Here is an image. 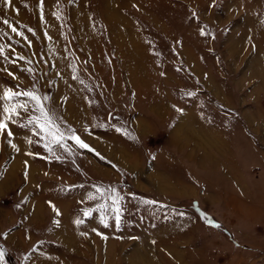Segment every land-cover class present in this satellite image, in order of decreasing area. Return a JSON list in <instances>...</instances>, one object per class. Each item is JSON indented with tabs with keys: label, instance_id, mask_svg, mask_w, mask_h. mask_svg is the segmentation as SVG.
Wrapping results in <instances>:
<instances>
[{
	"label": "rangeland",
	"instance_id": "374dc122",
	"mask_svg": "<svg viewBox=\"0 0 264 264\" xmlns=\"http://www.w3.org/2000/svg\"><path fill=\"white\" fill-rule=\"evenodd\" d=\"M3 20L23 36L0 22L3 54L15 61L0 56V69L17 77L0 71V95L6 88L34 92L65 134L68 151L55 145L54 155L46 151L39 128L20 126L39 115L34 102L13 101L28 111L9 124L11 138L0 136V181L9 168L0 211L16 221L0 230V264H264V0H43L42 6L0 0ZM136 87L148 89L150 102L168 94L161 125L170 131L174 120L189 118L203 136L228 138L232 172L219 170L210 184L195 186L179 165L199 170L191 152L163 149L169 138L171 147L186 145L167 129L149 139L152 153L140 150L142 171L115 165L91 140L121 123L131 133L129 118L140 113L129 105ZM69 130L92 150L68 139ZM21 153L41 165L31 177L54 199L71 200L67 209L55 207L60 215L37 208L38 239L24 251L18 230L37 210L20 207L19 194L28 188L17 169ZM57 157L72 166L68 175L48 174L60 164ZM161 158L178 168L168 171ZM61 229L73 236L68 245L56 236Z\"/></svg>",
	"mask_w": 264,
	"mask_h": 264
},
{
	"label": "crops",
	"instance_id": "0c3cea01",
	"mask_svg": "<svg viewBox=\"0 0 264 264\" xmlns=\"http://www.w3.org/2000/svg\"><path fill=\"white\" fill-rule=\"evenodd\" d=\"M141 75H143V73ZM143 78L145 79V77ZM147 90L148 89H146L145 87H136V89H134V93H135L134 95L136 96V101L133 102V105L132 103L129 102L130 109L134 108V110H138L140 112L136 118H133L134 116L132 118L131 117L129 118L131 133L123 129V126H125L126 124L124 125L122 123L120 125V130L114 131V130L106 129L98 136V138H96L95 141L94 139L91 140L97 149H99L101 152L104 151L105 153L108 154V156L111 159L113 158V160H116L117 163L115 165H117L120 168L122 167L125 169L134 168L136 170L140 169L142 171L143 163L140 161L141 159L140 157L142 156L141 152L145 156L147 155L148 152L152 153L154 147L149 143L150 141L149 139L151 138V136H155L159 132L162 133L164 132V130L167 129L166 131L170 132L172 136L175 135L174 138H176V136L178 138L179 136V139H181L180 137L182 136V138L186 140L185 143L186 145L183 144L185 146L183 148H179L174 145L173 147H171L169 144L170 143L169 142L170 138H169L168 139L169 141L164 144L163 149L165 151H168L167 153L171 155H177L178 153H180L178 152L179 149H182L181 151L191 152L192 154L191 158H193L195 161V169H199V170L190 171V169L186 166V164H182V163L181 164L178 163V164L181 167H183L186 175L188 172L189 174L194 176L193 180L188 179V181L194 183L195 186L198 184H199L198 186H203V184H208L209 181L210 184L212 181V176L218 174L219 170H222L224 174H229L232 172L231 170H233L234 165L231 159V155L233 153L235 154L234 152L235 150L233 146H231L230 140L228 138L221 137L220 138L221 140H219V138L216 136H211V135L203 136L201 130H197L193 121L191 119L190 120L192 122L189 121V118L187 119L182 118V120H178L179 122H176L177 120H174L172 123L173 125L176 123V125L174 126L173 130L170 131L171 127L169 126L166 127V125L165 126L161 125L162 119L164 118L165 108L168 107L170 104L168 94L165 91L167 95L165 101L163 99L160 101L157 100L156 102H150L149 100L150 94H147L148 93ZM161 90L158 91L157 96H162ZM116 126L114 125V128H116ZM179 129H181L182 132ZM187 145L190 147H188ZM228 149L231 152H229ZM21 155H22V160H20L19 163L17 164V169L20 174L21 173L24 174L25 176L24 178L27 177L26 179L28 180V188H24L19 194L20 207L24 209H26V207H29L30 209H32V207L34 206V210L35 209L37 210V214L33 215V213H31L32 220L26 221L25 223H27V225L24 223L25 226L20 227L18 230V234H17L18 240L16 244L18 246L19 251L22 250L24 251L25 248L28 245L30 246L31 243L35 244L36 241L30 243L32 238L35 240L38 239V231L36 227H34L36 223L35 218L37 216L38 217L40 216L38 209L45 207L52 208L53 205L55 207H64L67 209L68 207L71 206L70 203L71 200L69 198L67 199V201L64 199L63 200L54 199V197L51 195L52 193L51 190L47 186L46 187L43 186L42 182L39 183L37 179L34 180L35 178L34 176L33 178L31 177L32 172L42 170L40 168L41 165H37L35 158L29 157L25 153L23 154L21 153ZM59 159H60L59 162L60 164L55 163V165H57L58 167L56 166L57 168H55L51 166L50 168H48L47 170L48 174L51 175L53 174L58 176V173L61 172L68 175L70 171L73 170L71 168L72 166L68 164V161H66V159L63 158H59ZM144 160L146 161L144 164L145 166L147 165V160L146 158ZM161 162H163V164L165 165L168 171L170 166L171 168L174 169L178 168L177 167L178 164L173 163L172 165H170L168 161L165 162L163 159L161 160ZM60 165L62 166L66 165V166L61 167ZM202 168L206 169V172H204L203 174H202L203 171H200V169L202 170ZM82 172L83 175L84 173L85 175L86 174L90 175L89 169L86 170L82 168ZM8 173H9V168L7 169L5 175L0 181V186H1L0 190L2 192L5 191L4 189L8 188L9 186L8 185L9 178H7ZM133 175L135 174L132 173V176ZM201 175H206V177L209 176L210 179L209 178H208L209 180L207 178L203 179ZM67 181L68 180L65 179L63 183L67 184ZM26 196H31L32 199L30 198L31 200L27 201ZM56 201H59V204L56 203ZM0 214H1L0 217H2V219H0V230L2 232H4V230L7 229L9 230L11 226L15 225L16 221L7 218L9 216L8 215L9 213L6 214V211L2 209L0 211ZM20 222L21 220L19 219L17 222L18 226ZM69 235H70V239L73 238L72 234ZM56 236L60 239V241L62 240V238L58 235V233L56 234ZM6 239L8 242L10 240V237H6ZM67 241L64 244L68 245Z\"/></svg>",
	"mask_w": 264,
	"mask_h": 264
},
{
	"label": "snow or ice",
	"instance_id": "6c2138e0",
	"mask_svg": "<svg viewBox=\"0 0 264 264\" xmlns=\"http://www.w3.org/2000/svg\"><path fill=\"white\" fill-rule=\"evenodd\" d=\"M5 2L9 3L10 0H5ZM42 5H43V0H41V6ZM0 22L4 23L5 25H9V22L7 20H3ZM262 23H264V21H262ZM9 27H11V31L13 33L23 36V34L18 32L15 27H12L11 25H9ZM28 30L32 31V29H28ZM204 34L205 33L201 32V35ZM24 38L27 39L26 37ZM0 56H3L4 60L8 61L9 63H15V61H9V58L7 56H4L2 46H0ZM18 59H23V57H18ZM0 71H5L13 79H17L15 74L8 71L7 68H2L0 69ZM19 96H23L33 101L34 110L39 113L38 116L30 117L26 124H21L20 126L27 127L28 125H33L34 127L39 128L40 132H43L45 134L43 138L48 140V142L44 145L46 151L53 153V148H52L53 145L63 148L65 151H68V149L63 144V140L65 139V134L59 130L53 115L49 114V111H47L45 107L42 105L41 98L38 97L34 92L26 91L20 93V92H14L12 89H7V88L3 90V94L0 95V100L4 101L2 105V110H0V136H4L6 132L7 137L11 138L14 134L9 128V124L17 123L18 119L20 118L21 110H23L24 112L28 111V105L26 103L25 104L13 103V101ZM42 99L48 100L49 97L44 96ZM69 132L70 134L68 135L67 138L72 139L75 142V144L78 145L79 148L89 149L90 151L92 150L90 149L89 145L86 144L83 140H81L79 136H76L74 132H71V130H69ZM8 143L14 150L19 151L17 146L11 143L10 139ZM28 143L31 144L32 141L29 140ZM28 155H31V153H28ZM57 159H59V157H57ZM97 191L99 192L100 189H97ZM113 203H116V201L114 200ZM52 207L56 215H60L59 211L55 209V206L53 205ZM116 211L119 212L120 210L116 209ZM85 215H88V213H85ZM75 223L80 224L82 223V221L77 220ZM214 226L217 228L220 227V225L218 224ZM2 258H3V253H0V260H2Z\"/></svg>",
	"mask_w": 264,
	"mask_h": 264
},
{
	"label": "bare ground",
	"instance_id": "6f19581e",
	"mask_svg": "<svg viewBox=\"0 0 264 264\" xmlns=\"http://www.w3.org/2000/svg\"><path fill=\"white\" fill-rule=\"evenodd\" d=\"M111 10H112V8H111ZM105 11H106V9H105ZM109 11V10H108ZM108 11H106V12H108ZM112 13V12H111ZM109 16V15H108ZM114 17V16H113ZM117 18H115V20H116ZM119 19V18H118ZM112 21V20H111ZM119 21V20H118ZM122 24V23H121ZM118 25V24H117ZM113 27V26H112ZM121 27V26H120ZM127 37V36H126ZM127 46H129V45H127ZM133 48V47H132ZM130 51V50H129ZM196 136V135H195ZM198 138V137H197ZM114 153V152H113ZM59 233H60V237L62 238V240H66V237H67V240H69L70 239V235L68 234V231H64V230H60L59 231ZM66 240V241H67Z\"/></svg>",
	"mask_w": 264,
	"mask_h": 264
}]
</instances>
